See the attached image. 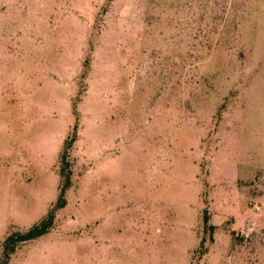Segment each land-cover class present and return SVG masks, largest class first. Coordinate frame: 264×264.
Instances as JSON below:
<instances>
[{
  "label": "rangeland",
  "instance_id": "rangeland-1",
  "mask_svg": "<svg viewBox=\"0 0 264 264\" xmlns=\"http://www.w3.org/2000/svg\"><path fill=\"white\" fill-rule=\"evenodd\" d=\"M0 264H264V0H0Z\"/></svg>",
  "mask_w": 264,
  "mask_h": 264
},
{
  "label": "trees",
  "instance_id": "trees-1",
  "mask_svg": "<svg viewBox=\"0 0 264 264\" xmlns=\"http://www.w3.org/2000/svg\"><path fill=\"white\" fill-rule=\"evenodd\" d=\"M76 138H77V135L75 133L74 136L71 139H68L65 143V149L61 157L62 168H61V173H60L63 184L60 188L59 200L55 206L54 211L51 212L49 216L42 223L33 227L27 233L10 236L6 240L5 249H6L7 255H6L5 262H8V260L10 259V255L15 251L16 245L19 242L33 240L49 232L54 225L55 211L61 208H64L66 206L65 195H66L67 190L71 187V176H72V173L69 169L68 152L72 148L73 143L76 141ZM203 221L205 223V229L209 230L211 234H213L215 227L213 225H210V217L208 214L206 213L204 214ZM211 240H213L212 235H211Z\"/></svg>",
  "mask_w": 264,
  "mask_h": 264
}]
</instances>
